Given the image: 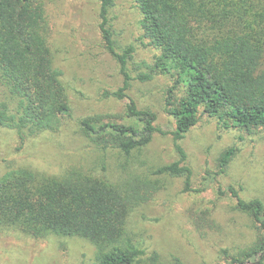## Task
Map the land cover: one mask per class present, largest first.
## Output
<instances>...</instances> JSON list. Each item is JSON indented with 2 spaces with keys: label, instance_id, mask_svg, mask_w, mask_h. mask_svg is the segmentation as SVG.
<instances>
[{
  "label": "trees",
  "instance_id": "16d2710c",
  "mask_svg": "<svg viewBox=\"0 0 264 264\" xmlns=\"http://www.w3.org/2000/svg\"><path fill=\"white\" fill-rule=\"evenodd\" d=\"M100 2V32L116 59L123 87L113 96L124 97L133 80L128 60L133 48L115 50L108 25L114 0ZM144 47L157 51L149 72L172 81L165 111L173 120L172 139L180 160L158 167L152 175L182 178L191 191V171L183 165L180 142L197 125L200 115L217 120L221 129L264 134V0H135ZM0 128L15 131L20 146L28 137L55 132L70 115L61 72L53 66L40 0H0ZM180 94L175 98L174 95ZM132 124L82 121L84 135L102 151L125 157L147 147L155 133L156 115L126 106ZM136 120V121H135ZM235 155L228 148L218 158L219 173ZM155 181L114 185L73 171L62 177L15 169L0 178V228L35 239L78 237L95 246L98 264H139L145 252L127 235L132 209L148 201ZM141 190L145 193L142 194ZM236 200L239 212L257 225V237L245 250L218 264H264V203L242 200L233 187L218 189ZM151 260H157L152 253Z\"/></svg>",
  "mask_w": 264,
  "mask_h": 264
},
{
  "label": "rangeland",
  "instance_id": "374dc122",
  "mask_svg": "<svg viewBox=\"0 0 264 264\" xmlns=\"http://www.w3.org/2000/svg\"><path fill=\"white\" fill-rule=\"evenodd\" d=\"M40 1L53 66L61 72L70 115L57 131L28 137L23 146L15 131L0 128V178L23 168L54 177L83 172L116 186L155 181L148 201L136 205L127 221L128 237L145 252L139 264H218L247 249L257 237V225L237 210L233 197L220 196L218 189L233 187L242 200L264 203V134L221 129L216 119L200 115L180 142L192 190H183L182 178L152 175L158 167L179 161L180 155L172 139L173 120L165 111L171 79L165 75L148 82L136 79L149 72L159 53L142 44L135 0H114L108 14L116 52L133 48L127 64L133 80L123 98L113 96L123 87V76L102 39L100 2ZM4 101L0 86V103ZM130 102L156 115L158 132L147 147L125 157L116 150L102 151L84 135L82 121L132 124L134 120L125 114ZM228 148H234L235 155L219 173L218 158ZM96 253L95 246L78 237L35 239L0 228V264H98ZM152 253L157 255L154 262Z\"/></svg>",
  "mask_w": 264,
  "mask_h": 264
}]
</instances>
